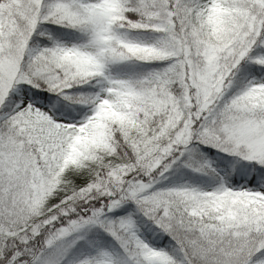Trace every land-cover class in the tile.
<instances>
[{
	"label": "snow or ice",
	"instance_id": "1",
	"mask_svg": "<svg viewBox=\"0 0 264 264\" xmlns=\"http://www.w3.org/2000/svg\"><path fill=\"white\" fill-rule=\"evenodd\" d=\"M0 264H264V0H0Z\"/></svg>",
	"mask_w": 264,
	"mask_h": 264
}]
</instances>
